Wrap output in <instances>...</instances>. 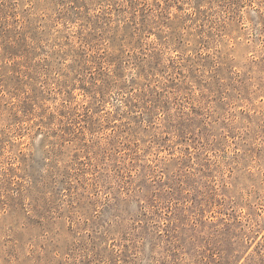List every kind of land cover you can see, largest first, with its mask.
I'll return each mask as SVG.
<instances>
[{"label": "rangeland", "instance_id": "obj_1", "mask_svg": "<svg viewBox=\"0 0 264 264\" xmlns=\"http://www.w3.org/2000/svg\"><path fill=\"white\" fill-rule=\"evenodd\" d=\"M0 264H264V0H0Z\"/></svg>", "mask_w": 264, "mask_h": 264}]
</instances>
